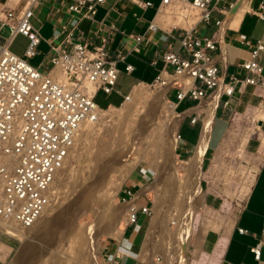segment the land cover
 <instances>
[{
  "label": "rangeland",
  "instance_id": "1",
  "mask_svg": "<svg viewBox=\"0 0 264 264\" xmlns=\"http://www.w3.org/2000/svg\"><path fill=\"white\" fill-rule=\"evenodd\" d=\"M259 2L260 0H254L253 6L259 7ZM240 10L246 11L247 9ZM232 15L233 13L230 17ZM215 17H220L217 10H214L212 14V18L215 19ZM237 18L240 17L237 16ZM31 20L40 25V21L35 16ZM215 28L216 25L212 24L210 27L206 22H201L198 26L201 35L211 34ZM263 31L264 20L248 14L240 33L227 37V45L229 47L239 45L245 50H250L251 47L242 44L240 39L242 37L254 39L260 36ZM14 46L22 52L19 54L23 55V51L28 46V40L18 37ZM49 55L51 56V53ZM27 58L33 65L38 66L40 61L38 54ZM45 65L50 66L51 62H47ZM122 66L120 64V67ZM159 67L160 65L149 67L145 78L151 80ZM170 68L172 69V66ZM121 70L117 84V88L121 92L118 90L112 93L98 91L95 100L100 106L119 103L136 79L138 72L129 74L123 67ZM145 86L143 96L132 100L124 99L117 107L105 108L109 109L106 120L85 124L87 131L84 132L81 127L76 143L57 176L51 203L39 222L29 231L30 235H32V231L34 235L37 232L42 235L28 243L11 236L16 238L17 242L11 240L16 243V247L10 257L0 264H110L112 256L107 243L112 238L119 240L118 237L123 235L126 229L128 235L130 233V237L136 240L137 246L133 253L136 257L143 247L149 221L152 219V222L155 216L154 209L150 217L140 212L137 224L124 228L128 214L126 212L123 215L122 211L129 209L130 203L128 202L131 200L123 199L124 196L129 197L125 190L132 189L136 193V188L139 186L146 190L145 195L138 199L139 203L149 201L151 206H154L159 193L164 201H162L161 207L164 206L162 209L165 211L166 224L162 226V229L167 232L164 230L162 235H158L152 240V244L156 245L154 259L158 262L165 259V242L169 241L168 244L173 245L175 236L181 233V229L185 230V234L177 235L179 236L178 242L184 239L186 241L192 216L201 200L202 190L205 196L207 187L220 198V202L213 206L216 208L213 210L205 207L202 199L201 206L194 215L192 226L198 231L203 223L206 224L207 229L229 228L234 223L244 206L258 168V162L251 156L244 155L242 148L244 141L252 133L251 128L262 126L264 107L243 111L240 106L242 100L239 93H235L236 96L228 104L223 101L219 102L215 110L216 122L210 137V149L217 144L225 128V117L229 127L234 126V131L238 132V135L234 137V141H227L223 149L216 151L209 165V176H204L202 171L203 174L200 177L201 163L191 164L190 157L193 151L186 152L185 148L180 147V143H177L174 151L170 154L174 136L172 131H174V123L177 118L175 115L172 114L173 117H171L167 113V110H170L167 101L171 99L166 97L165 89L151 87L149 84H145ZM255 86L258 87V85ZM168 94L171 98H176L173 88L169 89ZM251 95L255 97V104L260 99L259 90ZM194 102L196 101L186 98L179 104L178 112ZM203 104L205 107L208 106L205 101ZM200 127L201 121L193 125L189 118L185 119L181 124V133L184 138L182 143L194 147L199 139ZM262 131L264 132V125ZM255 135L260 136L259 133ZM180 152L182 155H179ZM169 154L172 167H169L167 163ZM137 171L139 174L147 172L148 176L139 181L141 183L135 187L131 178ZM138 177L139 175L135 179H139ZM202 177H207V179H202ZM201 181L204 183V188ZM181 187L184 188L183 192L179 191ZM182 205L186 213H183L182 223L174 226L172 220L178 221ZM118 220L121 222L118 229H115L114 224ZM141 223L145 224L144 226L148 225L145 232L137 235L132 233V228H139ZM53 227L58 230L52 239L45 237L47 234L43 232L44 229ZM144 228L142 229L144 230ZM119 229L124 230L123 234H120ZM35 231L37 232L35 233ZM194 235L195 233L192 238ZM182 246L180 250L173 249L174 256L177 255L173 264H183L186 242ZM192 247L193 245L190 243L187 249L186 264H190L192 261Z\"/></svg>",
  "mask_w": 264,
  "mask_h": 264
},
{
  "label": "built area",
  "instance_id": "2",
  "mask_svg": "<svg viewBox=\"0 0 264 264\" xmlns=\"http://www.w3.org/2000/svg\"><path fill=\"white\" fill-rule=\"evenodd\" d=\"M37 1L26 0L18 15L13 9H8L2 20L3 24L12 26V36L22 33L28 37L25 55L12 51L7 44L0 50V216L24 227L32 226L51 203L57 176L76 143L82 125L99 117L103 106L95 100L97 92L111 93L116 89L120 73L118 61L124 58L120 53L118 57L113 56L106 47V40L91 47L80 37V18H92L97 12V3L104 0H76L66 6L71 17L57 26L50 41L51 66L41 68L33 65L27 57L37 53L41 41L38 28L31 22L35 13L33 6ZM168 1L162 0L163 3ZM189 1L199 9L200 18L191 28L172 27L169 48L162 56L164 64L151 85L166 87V96L176 102L177 109L186 98L196 101L192 106L201 103L220 86L221 80L224 89L220 101L225 104L229 103L228 98L234 96L240 81L264 85V65L261 62L264 34L256 40H242L252 46L251 58L239 63V67L247 72L244 78L232 74L225 80L216 57L223 50L219 30L225 17L212 18L214 10L226 16L225 9L219 6L223 0ZM150 4V0L145 2V6ZM253 12L264 19V0H260L259 7ZM11 20H14L13 23ZM201 22L207 25L214 23L216 31L212 35H201L198 31ZM150 26L154 28L156 24L151 23ZM141 37L137 36L138 39ZM125 69L131 72L134 65L127 63ZM170 88L175 90L176 98L169 96ZM224 95L228 96L225 100ZM192 106L179 111H187ZM203 113L204 110L188 112L181 124L186 118L191 124L201 121V130ZM181 124L177 137L179 146L184 139ZM125 191L129 196L123 197L125 201L136 194L132 189ZM130 208L125 228L137 224L140 212L148 217L153 213L150 203L137 202ZM172 223L174 226L180 224L173 220ZM238 228L241 232L248 231L244 227ZM193 231L194 226L190 231L188 247ZM2 233L16 237L0 228V235ZM263 245L264 240L261 239L252 248L258 259L261 258ZM121 255L116 251L110 264H118Z\"/></svg>",
  "mask_w": 264,
  "mask_h": 264
},
{
  "label": "crops",
  "instance_id": "3",
  "mask_svg": "<svg viewBox=\"0 0 264 264\" xmlns=\"http://www.w3.org/2000/svg\"><path fill=\"white\" fill-rule=\"evenodd\" d=\"M25 1L26 0H0V50L3 45L7 44L9 49L18 54H21L22 52L18 51L14 46L16 38L20 37L26 39L29 43L28 37L22 33H16L12 36V26L10 24L8 25L2 23V20L6 17L8 9H13L14 13L18 15L25 4ZM75 1L76 0H38L37 2H35L33 6L35 13L33 16H35L37 20L40 21V25H38L37 22H33L32 20L31 22L36 28H38L41 34V41L38 44V52L35 54H38L40 56V61L38 64L39 67H49L45 64L47 62H51L52 51L50 41L54 37L57 26H59L63 22L68 21V19L71 17V12L67 10L66 6ZM146 1L148 0H104L103 2L97 3V12L92 18L85 16H82L80 18L79 27L81 39L86 40L91 47L97 44H101L104 40H106L104 41L106 47L110 50L113 56L118 57L119 53L124 56L123 59H119L118 61V66L120 68L118 80L122 71L121 68L123 67L125 69L127 63H132L134 65V69L131 72H128L125 69L127 73L133 74L135 72H138L136 79L134 80L130 88L124 93L123 98L120 100V102L117 104L109 103L107 105L108 108H111V106L117 107L118 104L122 103L124 101L125 95L130 94L137 84H150V81L152 82V80L155 78L164 64L162 56L163 52L169 48L168 43L170 41V34L172 33H170V31L172 30V28H166V17L159 13L160 8H163L162 0H150L152 1V4L145 6ZM232 1L234 0H223L220 2V4L222 3V5L219 6L225 9L227 13L226 16L224 13L218 11L220 13V18H225L223 19V26L219 30L222 38L223 50L220 54H217L216 57L218 58V61L222 68L225 80H228L232 74L237 75L243 79L247 72L239 67V63L244 59L251 58L252 56V46L242 42V40L246 38L242 37L240 39V42L242 44L250 46V50H245L242 46L239 45H232L231 47H229L227 45V37L236 36L238 33H240L243 22L248 14L264 20L253 12L258 8L253 6L254 0H238L237 4L234 3V7H229L230 2ZM240 2L242 5L241 8H246L247 10L244 13L240 25L237 28H233L230 27V24L235 19H232L230 15L233 13L234 8ZM85 9L86 7L83 10ZM13 21L14 20H11L12 23ZM151 23H155L156 27H151ZM225 23L228 24L226 27L224 26ZM216 29L217 25L213 32L208 35H212L214 31H216ZM263 34L264 31L260 36H257L254 39H250L256 40L257 38L262 37ZM138 35L142 36L141 39L137 38ZM177 45L178 43L175 42V46ZM26 49L25 51H23V55H25ZM263 52L264 51H262L261 62L264 65ZM50 53L51 56L49 55ZM120 64H122L123 66L120 67ZM158 65H160V67L153 78L151 80L145 78V74L148 68L151 66L157 67ZM118 80L115 90L121 92V90L117 88ZM257 90H259L260 99L256 104H254L255 97H253L251 94ZM235 93H239L241 95L242 102L240 106L243 108V111L249 110L251 108L260 109L261 107H264V89L261 87H256L253 84H247L244 81H240L236 86ZM234 96L236 95L234 94ZM234 96L228 98L227 95H224L223 100L228 98L230 102L231 99L234 98ZM219 101L215 99V97H213L205 101L208 103L207 107L204 106V102L201 105L197 104L195 106H192L195 103L194 102L188 105L192 107L187 109V111H177L179 114L180 124L182 119L191 110V112H193L194 110L198 112L204 110L205 112L202 116L203 124L200 130L199 139L196 142L195 146L192 147L191 145H187L184 142L181 143L180 146L182 148H185L186 152L194 151L190 159L194 158L196 162L195 164L201 163L200 177L202 176L203 172L205 174L204 176H209V165L211 164L216 151H220L221 149H223L227 141H234V137L238 135V132L234 131V126L232 128L229 127L227 122L228 120L225 117V128L217 144L214 146V148L210 149V137L212 135V130L216 122L215 110L216 106H218L219 104ZM107 107L104 106L101 108L105 109ZM209 111L213 112L211 117H208ZM207 120H209L210 126L209 130L206 132L205 129ZM263 125L264 122L262 126ZM262 126H260L259 128H251L252 133L244 141V147L242 148V152L244 155L251 156V158L258 162L256 176L245 200L243 208L237 215L234 223L229 228L207 229L205 223L202 224L201 229H198V231L196 228H194L193 234L195 233V235L191 239V244L193 245V247L191 249L192 261L190 262V264H264V245L262 246L260 259L255 257V253L252 249L259 240H264V132L262 131ZM256 133H259L260 136L255 135ZM180 155H182L181 152ZM137 175H139V179H135ZM146 176H148L147 172H142L139 174L137 171V173L132 176L131 181H133L132 183L134 186H137V184L141 183H139V181L143 180V178ZM202 179H207V177H202ZM201 182L202 187L204 188V183L203 181ZM145 193L146 190L144 189V187L139 186L136 188V194L134 197L137 202L141 196L145 195ZM202 199L205 207L213 210L216 209L213 206H216V204L220 202V198L217 197L212 189H209L207 187L205 196L203 195L202 190L201 200L196 211L201 206ZM148 202L149 201H147V203ZM196 211L192 216L190 229H188L185 248V260L183 264L187 263V249L189 241L188 238L191 228L193 227L192 221ZM151 220L152 219H150L149 221L148 232L150 229ZM133 225L136 224H131L130 226ZM144 225L145 224L142 223L139 225V228L141 229H139L138 227H133L131 232L135 235L145 232L148 225ZM238 227L247 228L248 231L241 232ZM142 228H144V230ZM123 231V229H119L120 234H123ZM127 231L128 230L126 229L124 231V234L118 237L119 240H113L112 238L110 242L107 243V245L111 249L112 257L115 255L116 251L121 252L122 255L118 259V264H142V262H145V264H168L165 259L164 261L160 262L154 259V248L156 246H146V242L148 244V232L146 234V238L141 251L135 257L133 253L135 252L137 246L136 240L135 238L130 237V233L128 235ZM2 236H5L6 238H3ZM11 240L17 242L16 238H12L5 233H2L0 235V262L7 260L13 253L16 247V243H14V241L12 242Z\"/></svg>",
  "mask_w": 264,
  "mask_h": 264
},
{
  "label": "bare ground",
  "instance_id": "4",
  "mask_svg": "<svg viewBox=\"0 0 264 264\" xmlns=\"http://www.w3.org/2000/svg\"><path fill=\"white\" fill-rule=\"evenodd\" d=\"M242 2V1H241ZM241 2L234 8L233 10V15L231 16L232 19H235L232 21V23L230 24V27H233V28H237L239 25H240V22L244 16V13H245V10H240V8L242 7L241 5ZM234 3H238V0H235ZM233 3L232 7L235 6V4ZM163 5V8H160V11L159 13L162 14L163 16L166 17V20H165V26L166 28L168 29H171L172 27L174 26H184V27H187V28H191L196 22L197 20L200 18V11L198 8H194L191 4V2L189 0H185V1H181V0H170L168 2H165L162 4ZM186 5V6H185ZM242 9V8H241ZM240 10V11H239ZM240 17V18H237L236 17ZM223 23H224V20L222 21V26H223ZM228 24H224V26L226 27ZM221 26V27H222ZM151 87H153L151 85V83L149 84ZM90 89L93 88V86L90 84ZM145 84H142V85H139V86H136L130 93V95H128L129 97H127L126 99L128 100H132V99H136V98H139L141 96H143V94L145 93ZM258 87H261L264 89V85H258ZM156 88V87H155ZM159 89H166V87L164 88H159ZM224 89V83L223 81L221 80L220 81V86L209 96L207 97L206 99L209 100L213 97H215V99H217L219 101L220 99V96H221V92L223 91ZM167 97V96H166ZM155 98V97H154ZM168 98V97H167ZM125 99V100H126ZM204 100V101H207V100ZM172 101V102H170ZM170 101H167V104L170 105V110H167V113L169 116L173 117L174 115L176 116L175 118H177V121L176 123H174V136H173V141H172V145H171V150H170V154H172V152L174 151V148L176 146L177 143H179V139L177 138L178 137V129H179V124H180V120H179V114L176 112L178 111L177 107H176V102L173 101V100H170ZM204 101H202L201 103H199V105H201ZM175 103V104H174ZM213 105V104H212ZM176 109V110H175ZM212 110V109H211ZM108 112H109V109H100V114H99V117L97 120L95 121H92V122H85L83 125H82V131H87V125L85 124H93V123H98L100 120H106L107 119V115H108ZM112 113V112H111ZM208 117H211L212 116V111H209L208 112ZM173 114V116H172ZM112 116V114L110 115V117ZM112 118V117H111ZM110 118V119H111ZM109 119V120H110ZM112 121V120H111ZM107 122V121H106ZM175 122V121H174ZM209 126H210V122L209 120L206 121V132L209 130ZM90 129V128H89ZM172 140V139H171ZM178 146V145H177ZM74 147V146H73ZM73 149V148H72ZM71 152V151H70ZM170 154H169V158H168V161L167 163L169 164V167H172V161L170 160ZM70 155V154H69ZM69 157V156H68ZM67 157V159H68ZM67 161V160H66ZM66 163V162H65ZM195 159L192 158L191 159V164H195ZM120 164V163H119ZM65 165V164H64ZM122 165V164H121ZM124 165V164H123ZM126 166V165H124ZM127 167V166H126ZM191 170H192V166H191ZM194 170V169H193ZM165 173L163 172V175ZM162 175V174H161ZM160 175V176H161ZM162 175V176H163ZM89 184V183H88ZM167 185V184H166ZM183 187V186H182ZM180 188L179 191L180 192H183L184 188ZM82 188V187H81ZM159 188V187H157ZM85 190V189H84ZM159 190V189H158ZM157 190V191H158ZM176 191H178V189H176ZM178 191V192H179ZM92 192V191H91ZM160 192V191H159ZM135 197H133L128 203H130V206L132 204H136V201H135ZM80 201V200H79ZM162 197L160 195V193L157 195L156 199H155V202H154V206H153V209L155 211V216L153 218V221L151 222V227L149 229V232H148V244L146 242V246L147 247H155L156 245L152 244V240H154V237L157 238L158 235H162L163 231L165 229H162V226L166 224V220L164 218V209H162L163 207L162 206ZM183 201V199H182ZM164 202V201H163ZM75 205V204H74ZM47 209V208H46ZM46 211V210H45ZM45 211L43 212V214L45 213ZM127 212L130 213L131 212V208L129 207V209H123L122 213L123 215H125ZM183 213H186L184 211V208H183V205L180 207V214L178 215V222L181 224L182 223V219H183ZM42 214V216H43ZM153 214V213H152ZM59 215V214H58ZM42 216L32 225V226H29V227H24L22 225H20L19 223L15 222V221H6L4 220L1 216H0V228L4 229L5 231H8L10 232L11 234L15 235L17 238L21 239L23 242H27L28 241H33L34 239L36 238H40V236L42 234H39L37 231H35V233L37 232L36 235H34L33 231H32V235L29 234V231L30 229L35 226L39 220L42 218ZM52 216V215H51ZM128 216V215H127ZM118 218V217H117ZM53 219H55L53 217ZM120 222L121 220H118L117 222H115L114 224V227L115 229H118L119 225H120ZM48 224V223H47ZM73 226V225H72ZM60 228V227H59ZM47 229V228H46ZM44 229L45 231H43L44 233H46L47 235L45 237L47 238H50L52 239V237L54 236V233H56V231L58 230L56 227H53L51 229ZM37 230V229H36ZM61 230V229H60ZM166 231V230H165ZM167 232V231H166ZM87 233V232H86ZM171 234H172V231H171ZM181 235H184L185 234V230L184 229H181ZM180 234H176L175 236V241H173V245H169V241H167V239H165V247H164V253H165V260L167 261L168 264H173V260L174 259H177L176 258V254L174 256V251L173 249L175 248V250H180L183 246L182 244L185 241V239L180 242H178L179 240V236L177 235H180ZM44 235V234H43ZM88 235V234H87ZM79 236V234H78ZM77 236V240L79 239ZM80 236H84V235H80ZM174 236V235H173ZM81 237V238H82ZM162 237V236H161ZM83 239V238H82ZM88 239V237H87ZM84 240V239H83ZM79 241V240H78ZM90 242H92L90 240ZM183 242V243H182ZM179 243V245H178ZM182 243V244H181ZM88 245H90V243H88ZM164 246V245H163ZM161 248V247H160ZM145 249V248H144ZM36 250V249H35ZM146 251V250H145ZM173 251V252H172ZM147 252V251H146ZM145 252V253H146ZM148 253V252H147ZM26 254V253H25ZM157 261V260H156Z\"/></svg>",
  "mask_w": 264,
  "mask_h": 264
},
{
  "label": "water",
  "instance_id": "5",
  "mask_svg": "<svg viewBox=\"0 0 264 264\" xmlns=\"http://www.w3.org/2000/svg\"><path fill=\"white\" fill-rule=\"evenodd\" d=\"M257 102H258V101H257ZM257 102H256V103H257ZM256 103H255V104H256Z\"/></svg>",
  "mask_w": 264,
  "mask_h": 264
},
{
  "label": "trees",
  "instance_id": "6",
  "mask_svg": "<svg viewBox=\"0 0 264 264\" xmlns=\"http://www.w3.org/2000/svg\"><path fill=\"white\" fill-rule=\"evenodd\" d=\"M105 107H107V106H105Z\"/></svg>",
  "mask_w": 264,
  "mask_h": 264
}]
</instances>
